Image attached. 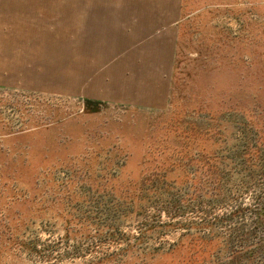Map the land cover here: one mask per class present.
I'll return each mask as SVG.
<instances>
[{
  "label": "rangeland",
  "instance_id": "374dc122",
  "mask_svg": "<svg viewBox=\"0 0 264 264\" xmlns=\"http://www.w3.org/2000/svg\"><path fill=\"white\" fill-rule=\"evenodd\" d=\"M0 264H264V0H0Z\"/></svg>",
  "mask_w": 264,
  "mask_h": 264
}]
</instances>
